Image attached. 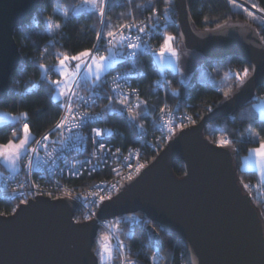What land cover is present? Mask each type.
Returning a JSON list of instances; mask_svg holds the SVG:
<instances>
[{"label":"water","instance_id":"water-1","mask_svg":"<svg viewBox=\"0 0 264 264\" xmlns=\"http://www.w3.org/2000/svg\"><path fill=\"white\" fill-rule=\"evenodd\" d=\"M181 50L203 60L237 55L245 83L194 124L173 133L131 180L99 202L97 219L141 213L186 244L188 264H264V219L236 175V152L205 137L207 123L230 116L264 84V43L248 21L195 29L186 0H173ZM40 0H0V103L20 59L14 28L31 21ZM197 63V64H198ZM182 162L176 175L173 161ZM68 197L35 195L0 214V264H98L96 219L74 218Z\"/></svg>","mask_w":264,"mask_h":264},{"label":"trees","instance_id":"trees-1","mask_svg":"<svg viewBox=\"0 0 264 264\" xmlns=\"http://www.w3.org/2000/svg\"><path fill=\"white\" fill-rule=\"evenodd\" d=\"M79 1L40 0L31 21L14 28V40L18 45L20 59L16 69L9 75V89L5 99L0 103V109L16 117H20L21 113H27L28 119L20 118L16 121L0 122V144L13 139L12 131L14 129L22 138L21 130L24 123L30 125L31 135L36 138L49 130L58 119L61 107L51 101L50 98L54 91L48 84L49 80L56 78V74L52 71L44 74V70L39 68L41 63L51 69L57 61L58 55L61 57L62 54L71 56L76 55L81 50L91 49L96 42L97 31L104 33L109 30L115 31L120 25L132 18L146 24L149 22V17L153 15V8L159 9L157 17H154V19L158 18L159 23L148 36L153 47L156 48L163 42L162 37L165 32L169 33L170 31L178 38L176 13L171 0L167 12L164 11L163 0H107L108 10L102 18L99 16L98 10L95 12L82 10L78 16L73 17L72 9ZM186 2L195 29L201 31V29H212L223 25V23L248 21L254 26L264 43V21L259 18L257 13L255 19H252L245 14L244 10L237 9L230 4L229 0H186ZM253 4H257L259 8H264V0H255ZM64 12L69 14L67 19L63 16ZM49 16L52 17L51 27L54 28L56 24H60V30L49 31V25L45 23V18ZM102 20L103 22H101ZM178 46L180 47L179 38ZM43 49L45 50L43 51ZM151 59L149 53H140L135 60V67H133V60L128 58L119 63L115 69L142 70L145 75L133 80V85L139 94L150 105L159 107L166 101L171 108L174 107L178 111L187 112L192 118V124L208 112L206 110L208 107L213 108L223 100V90L230 87L232 92L237 88L240 84L236 78L237 73L243 76L244 69H247L248 73L250 71V65L245 64L237 55H229L223 59L203 60L193 66L185 78L183 77L186 79L184 84L178 82L182 78L179 73L166 69L168 81L164 91H161L156 89L153 84L157 77V69L151 64ZM84 88L88 89L81 87V89ZM173 88L177 90V96L171 94ZM27 89H32V91L29 92ZM260 97H264V84L259 85L249 101L238 107L230 116L207 123L203 133L212 142H215L220 135H227L228 140L232 141L226 146L236 152V175L239 183L244 191L250 195L253 205L258 208L262 219H264V184H258L254 169H243L239 165L240 157L246 154L251 147L258 145V141L242 140L241 134L246 136L251 127L261 137H264V123L258 118V113L253 111L251 104ZM101 123L112 127L111 142L113 146L127 149L130 145L139 144L142 128L139 127L138 122L129 121L124 115L121 116L118 113H108ZM15 141H19V139ZM157 152L144 147L142 156L145 162L151 161ZM22 161L23 158L19 161V168L23 165ZM172 168L178 176L184 172L180 160L175 159ZM1 171L8 172L2 164H0ZM109 175L108 169L104 168L91 174L68 178L65 182L71 188L77 189L81 185H86L87 180L109 178ZM15 207L16 205L0 195V214L12 213ZM74 218L76 221L83 220L79 209L75 212ZM160 232L162 234L160 245L164 256L161 264H188L186 244L183 240L176 234L165 233L162 229ZM100 236L101 232L99 231L92 245L96 257H98ZM130 243L135 249V256L141 260V263L148 264L147 253L149 248L145 246V235L142 230L134 232V238Z\"/></svg>","mask_w":264,"mask_h":264},{"label":"snow or ice","instance_id":"snow-or-ice-1","mask_svg":"<svg viewBox=\"0 0 264 264\" xmlns=\"http://www.w3.org/2000/svg\"><path fill=\"white\" fill-rule=\"evenodd\" d=\"M165 4L164 11L167 12L170 8L169 0H163ZM229 3L234 7L239 9L241 5L236 2V0H229ZM253 8H256L258 12L264 13V8H259L257 4L252 5ZM98 9V14L102 18L108 10L107 0H81V4L72 9V16L76 17L82 10H87L88 12H95ZM249 17H253L254 13L249 11L247 8L243 9ZM159 9H152V17H149V22L142 25H120L119 33L109 30L106 33L102 31L96 32V42L93 44L91 49H84L79 51L76 55L69 56L67 54H62L57 56V63L51 69L47 68L45 64L41 63L39 68L44 70V74L48 71H52L54 74L59 76V79L49 80L48 84L52 87L54 94L51 96V101L59 104L62 108L64 115L59 119L55 124L54 128L49 131L48 134L44 135L41 140H37L36 144L38 147H47V142L49 137L53 132H59L60 139L54 141L53 143H58L59 148L54 151L59 157L65 150H84L85 146L90 140L92 143V160L97 161H106L109 154L115 156L118 154L121 149L116 148L115 152H111L110 148L106 145L104 140L107 137H110L113 133L107 128L101 129L93 127L90 130V133L87 135H81L78 132L73 130L82 128L87 125L88 122L98 121L104 119L108 113H119L121 116L126 112L127 119L129 121H136L138 117L147 115L149 109L147 107L146 101L139 100L138 90L132 88L130 92L122 91L123 85L119 81H124L125 83L132 77V72H125L118 77H114L112 81L111 92L114 95L107 96L108 104L105 105L102 113L91 112L90 109L95 106L97 99H104L105 97L101 96L99 92H91L88 97L80 96L78 89L80 87H87L88 89H97L102 88V86L107 83L104 79L105 76L109 73L110 70H114L115 67L131 58L133 60V67H135V60L140 53H151V64L159 70L160 80L164 78L165 70L170 69L172 72L179 73L181 79L178 81L180 84L186 83V79L183 78L184 73L182 71L181 65L178 63L179 56L177 50L173 47L172 42L175 37L169 35L166 32L163 34L162 43L157 49H152L149 47L147 41L143 39V36L149 35L151 30L156 28L159 20L157 17V12ZM63 16L67 19L69 14L64 12ZM103 22V20L101 21ZM45 23L49 25V31L56 32L61 29L60 24H56L55 27H51L52 17H46ZM219 27V26H218ZM127 28L129 32L135 28L138 31V35L135 37L131 35H125L124 29ZM107 43V55L99 54L100 42L105 41ZM127 49V51H125ZM43 55V53H41ZM119 58V59H117ZM77 62L72 67L71 62ZM137 76H144L145 73L142 71L136 74ZM248 77V70L244 69V74L241 76L237 73L236 78L240 81L242 86L245 83L246 78ZM35 87V85H33ZM31 92L32 89H27ZM231 88L223 90V95L226 99L230 98ZM171 94L177 96L178 92L175 88L172 89ZM135 95L137 97V103L134 105L137 111L133 110V107H130L127 100L130 96ZM116 97H123V99H116V104L119 105L117 108H113L112 102ZM76 105L84 107L85 111H78ZM143 105V112L139 111ZM253 111L260 113V120L264 123V99H255L253 103ZM208 112L212 111L211 107L206 109ZM166 112V105L159 108V119H164V114ZM23 118L28 119L27 113H21L20 117H10L9 119L15 121L17 119ZM191 120V117H187ZM139 127H143L140 125ZM163 127H167L169 133H172L174 124L171 120H167ZM23 137L20 138L17 134V131L14 129L12 131L13 139L8 140L4 144H0V159H3L5 162L9 163L13 169H15L16 163L24 156H28V169L31 171L33 160L37 166L46 161L41 160L38 154V147L29 149L27 145L35 139L31 135V128L28 123H24L22 127ZM19 139L18 143H14V140ZM242 140H247L250 142L258 141V147L252 148L249 150V163L259 167L264 171V137H261L259 133L253 131L251 127L247 131V135L241 134ZM232 143L231 140L221 139L218 141V145L224 146ZM48 156L53 157V153L49 152ZM92 160L87 161L88 164H92ZM55 161L53 160V163ZM143 165H139L136 168V172L139 173L140 169L143 168ZM96 165L92 164L90 171H95ZM114 173H118L117 169H113ZM72 174H79L76 169V165H72ZM133 177L129 175L128 180H131ZM99 187V186H97ZM114 187V185L112 186ZM245 187H248L245 185ZM100 200L103 201L104 197L101 196ZM91 203H96L95 201H90ZM92 215H95L92 213ZM87 218V217H86ZM128 220H131L133 223H140L139 220L129 217ZM150 239H152V234H149ZM103 240L108 241L103 246H101L97 255L100 260V264H108L109 261L113 258L114 249H118L123 253L124 245L120 241H117L115 245L110 243V237H102ZM157 245L159 241H156ZM159 258V252H155L152 257L153 264H156V261Z\"/></svg>","mask_w":264,"mask_h":264},{"label":"built area","instance_id":"built-area-1","mask_svg":"<svg viewBox=\"0 0 264 264\" xmlns=\"http://www.w3.org/2000/svg\"><path fill=\"white\" fill-rule=\"evenodd\" d=\"M170 1V0H169ZM79 3L75 5L78 6ZM98 10V9H97ZM87 11V10H85ZM135 24L137 26L142 25L143 22L139 20H134L133 18L125 22L124 25ZM120 26L115 30L119 33ZM125 35H131L135 37L138 35L137 29L133 28L130 32L127 28L124 29ZM149 35L143 36V39L147 41L150 48L153 47L152 43L149 41ZM99 54H103L107 48V43L105 41L100 42ZM93 47V46H92ZM154 49V48H152ZM45 49H43L44 51ZM107 51V50H106ZM127 51V49H125ZM150 55L151 53L148 52ZM147 53V54H148ZM130 59V58H129ZM157 69V68H155ZM142 70H132L131 68L126 69H115L113 72H109L105 76V83L102 88L97 89H78L79 95L88 97L91 92H99L101 96L105 97L104 99H97L94 107L90 109L94 113H102L105 105L108 104L107 96L114 95L111 92L112 81L114 77H118L125 72H132V77L125 83L124 81H119L122 85V91L130 92L132 88H135L133 85V80L137 79L139 76L136 74ZM143 72V71H142ZM167 73L165 72L164 78L160 80L159 70L157 69V77L154 79V86L156 89L164 91L165 84L167 83ZM136 89V88H135ZM139 93V92H138ZM116 99H123V97H116L112 102V107H119L116 104ZM139 100L146 101V99L139 94ZM130 107L135 109L134 105L138 102L137 97L132 95L127 100ZM147 102V101H146ZM166 105V112L164 114V119H159L160 113L159 108ZM161 106L156 107V105H150L147 102V107L149 109L146 117L140 116L137 118L136 122L139 125H143L142 131L140 133L139 144L130 145L127 149L121 147L113 146L111 140L112 135L107 137L104 142L110 148L111 152H115L116 148H120L121 151L112 156L109 154L106 161H97L92 160V143L89 140L88 143L83 146L84 150H65L59 157H57L55 149L59 148L58 143H53L60 139L59 132H53L49 141L47 142V147H38L36 144L37 140H41L42 137L49 133L51 129L54 128L55 124L59 119L64 115V112L61 108L60 114L57 117L58 119L52 125L49 130L42 133L40 136L33 139L27 147L29 149L38 147V154L41 160L46 161L45 163L36 165L35 160H33V165L31 171L27 167L28 165V156L23 157L22 166L14 171L3 172L0 174V195L6 197L7 200L13 203V205H18L28 199L33 198L35 195H47L51 198L55 197H68L76 205L77 210H80L83 220H89L90 218L96 219L97 226H99L98 232H101V238L99 240V250L108 241L102 239V237H110V243L115 245L117 241H120L124 245L123 253L118 249H114L113 258L108 264H142L141 260L136 257L135 249L131 246L130 241L134 238V232L136 230H142L145 235V246L149 248L147 253L148 264H153L152 257L155 252H159V258L156 261V264H161L164 256L161 249L162 234L160 232V227L157 224H154L148 217L143 216L141 213H124L122 216H116L109 219H97L96 210L99 205L100 197L103 196L104 199L109 198L115 191L119 188L120 184L125 182L129 175L134 176L136 168L139 165H144L146 162L143 158L144 147H148L150 150L159 151L163 147L165 142L173 136L177 130L183 128L185 125L192 124L191 120L187 117H191L187 112H181L170 107L168 102L164 101ZM78 111H85L86 109L80 105H76ZM143 112V105L139 109ZM117 114V113H115ZM119 114V113H118ZM127 118V113L123 114ZM192 119V118H191ZM103 119L98 121L88 122L86 126L73 130L78 132L81 135H87L90 133L91 128H107L113 133L111 126H106L101 123ZM167 120H171L174 124L172 133H169L167 127H163L164 123ZM12 131V129H11ZM224 139H228L227 135H223ZM220 141V139H219ZM218 145V141L213 142ZM52 152L53 157L50 158L48 153ZM53 160L55 161L53 163ZM92 160V164L96 165V170H101L107 168L110 172L109 178H98L96 180H87L86 185H81L77 189L71 188L68 183L65 182L68 178H76L84 174H91L95 171H90L92 164H88L87 161ZM76 165V169L79 174H72V165ZM113 169H117L118 173H114ZM114 185V187H112ZM99 186V187H97ZM90 201H95L96 203H91ZM94 213L95 215H92ZM87 217V218H86ZM133 217L140 221V223H133L127 218ZM152 234V239H150L149 234ZM159 241L157 245L156 241ZM98 264H100L99 257Z\"/></svg>","mask_w":264,"mask_h":264},{"label":"rangeland","instance_id":"rangeland-1","mask_svg":"<svg viewBox=\"0 0 264 264\" xmlns=\"http://www.w3.org/2000/svg\"><path fill=\"white\" fill-rule=\"evenodd\" d=\"M171 1H173V0H171ZM236 2L237 3H239L240 5H241V7L239 8V9H241V10H243L244 8H247L249 11H252L253 13H254V16L253 17H250V18H252V19H255V16H257V14L253 11V10H251L250 8H248L245 4H244V2L245 3H247V4H249L251 7H252V3H254L255 2V0H236ZM245 14L247 15V13L245 12ZM248 16V15H247ZM258 16H259V18H261V20H263L264 21V18L263 17H261L259 14H258ZM249 17V16H248ZM167 34H169V35H173L174 37H175V39H174V41L172 42V45H173V47L177 50V52H178V56H179V60H178V63L181 65V68H182V71H183V73H184V78L186 77V73L189 71H191L192 70V67L193 66H195L197 63H198V61L200 60V56H198V55H196V54H191V53H188V52H186V51H183V50H181V46L179 47L178 46V38H177V36L176 35H174V34H172L170 31H169V33H167ZM160 46V44L155 48V47H152V48H154V49H157L158 47ZM104 55H107L108 53L106 52H104L103 53ZM71 56H73V55H71ZM117 59H119V58H117ZM56 63H57V61L55 62V64H54V66L56 65ZM75 63H77V62H75V61H73V62H71V64H72V67L74 68V65H75ZM119 69H121V68H119ZM119 69H117V70H119ZM212 74V73H211ZM54 79H59V76L56 74V78H54ZM259 99H264V97H260ZM253 103H254V101L251 103L252 105H253ZM2 116L4 117V116H8L9 118L10 117H16L15 115H12V114H10V113H8V112H5V111H3V110H1L0 109V119L2 118ZM258 118L260 119V113H258ZM5 119V117L2 119V120H4ZM13 121V120H12ZM16 121V120H15ZM194 124V123H193ZM188 125H191V124H188ZM188 125H185V126H188ZM184 128V127H183ZM22 131V130H21ZM254 131V130H253ZM256 132V131H255ZM22 137H23V132H22ZM228 138V137H227ZM219 139L221 140V139H224V136L223 135H220V136H218L217 137V141H219ZM19 141H15L14 140V143H18ZM226 146V145H225ZM23 158V157H22ZM249 158V157H248ZM19 161L20 160H18L17 161V163L19 164ZM18 168H19V166H18ZM18 168H16V169H11V171H14V170H17ZM1 173H3V171H1L0 172V174ZM91 219V218H90ZM84 220H86V219H84Z\"/></svg>","mask_w":264,"mask_h":264},{"label":"crops","instance_id":"crops-1","mask_svg":"<svg viewBox=\"0 0 264 264\" xmlns=\"http://www.w3.org/2000/svg\"><path fill=\"white\" fill-rule=\"evenodd\" d=\"M4 117H5V119L2 120ZM4 117L2 116V118L0 119V122H4V121H7V120H11V119H9L8 116H4ZM255 147H258V145L253 146L250 149L255 148ZM249 150L246 152V154H244V155H242L240 157V160H239L240 168L248 169V170L254 169L255 172H256V175H257V182H258V184L263 185L264 184V171H262L259 167H257L255 165H252V164L249 163V159H248V157H249ZM0 164H2L3 168L6 169L7 171H10L11 169H13V167L9 163L5 162L3 159H0ZM18 166H19V164L16 163L15 169L18 168Z\"/></svg>","mask_w":264,"mask_h":264},{"label":"bare ground","instance_id":"bare-ground-1","mask_svg":"<svg viewBox=\"0 0 264 264\" xmlns=\"http://www.w3.org/2000/svg\"><path fill=\"white\" fill-rule=\"evenodd\" d=\"M244 4H245L248 8H250L251 10H253L255 13L259 14L261 17L264 18V13L258 12L257 9L251 7L249 4H247V3H245V2H244Z\"/></svg>","mask_w":264,"mask_h":264},{"label":"flooded vegetation","instance_id":"flooded-vegetation-1","mask_svg":"<svg viewBox=\"0 0 264 264\" xmlns=\"http://www.w3.org/2000/svg\"><path fill=\"white\" fill-rule=\"evenodd\" d=\"M188 73H189V71L186 74H188Z\"/></svg>","mask_w":264,"mask_h":264}]
</instances>
